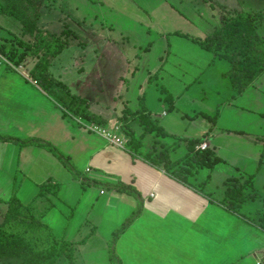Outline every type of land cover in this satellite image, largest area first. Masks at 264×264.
<instances>
[{"label":"crops","instance_id":"0c3cea01","mask_svg":"<svg viewBox=\"0 0 264 264\" xmlns=\"http://www.w3.org/2000/svg\"><path fill=\"white\" fill-rule=\"evenodd\" d=\"M42 8L36 10L33 16L27 14L34 22L35 28L49 31L47 27H44L45 23L49 22L46 19L50 15L49 10L43 11ZM56 20L58 22V19ZM24 29L18 16L7 9L0 8V45L13 44L14 41L9 40L13 35L29 38ZM58 56L52 61L50 68L54 66ZM215 59L229 74L231 69L229 62L217 57H214L212 61ZM3 62L5 66L0 65V135L17 140L34 139L49 143L66 155L73 166L83 172L88 180L121 182L135 192V194H126L112 189L107 190L106 195V190L101 188L94 194L91 188L92 183H83L75 179L70 171L45 148L36 144L22 146L10 141H0V176L8 179V184L12 176L29 180L31 184H34L33 190L37 191L35 199L43 200V207L49 200L59 201L69 207L71 206L68 202L74 203L65 217L63 215L66 214L65 212L55 213L57 205L51 201L48 206L50 208L43 213L42 218L38 217L39 222L52 231L55 239L67 243L68 257L63 255V258L69 259V262L65 259L68 264H74V247H77L79 242L85 244L84 242L90 239V236H86L89 233L84 231L85 236L79 233L83 224L86 227L90 223L89 217L94 214L92 213L94 206L99 209L98 217L105 214V221L110 219V223L114 224L112 225L114 229L108 231L110 235L106 234L100 240V250L102 248L104 254L102 252L94 258V260H100L95 264H115L105 254L106 251L109 254L110 251L114 253L117 264H264V229L258 224L264 212V192L258 194L253 190L248 191L257 176L256 173L264 169V137L250 133L242 127L250 122H241L253 120V117L255 119L256 109L252 106L255 102L258 105L263 102L261 97L264 95V70L241 92L219 103L212 125L207 126L205 132L203 127L200 133H195L199 136L187 134L186 130L180 129L179 121L171 117L167 118L166 111L159 105L160 98L156 97V104H151L146 111L152 119L157 121L158 127L163 129L165 135L157 136L155 132L144 133L143 126L135 119L128 125L140 146L133 149L127 145L125 149H121L110 144L102 136L87 131L74 121L73 118L77 117L69 115L56 104L35 83L29 71L24 70V66L22 70L21 66L15 68L7 64L8 61L5 58ZM58 77L57 73L55 78L67 85ZM67 87L70 88L68 85ZM165 92L168 93L167 86ZM169 92L166 99L172 101L173 106L178 105V95L170 90ZM171 94H175L173 96L175 100L169 96ZM75 95L88 102L82 95ZM125 108H127L126 105L115 115L116 120ZM95 114L102 116L99 113ZM105 125L108 126L107 120ZM152 133L156 138L155 143H147L145 147V138ZM169 138L173 139L171 143L166 141ZM199 138L200 144L204 143L206 149L212 152L214 150L215 153L218 150L215 144L218 145L219 140L225 141L227 138L233 140L235 146L245 144L262 151L260 153L255 150L244 157L243 154L238 155L235 150H232L231 152L240 158L244 157L247 164H250V168L245 167L235 176L225 175L216 183L212 182V178L210 180L208 175L206 180L197 181L198 184L192 183L199 168L194 170L193 175L187 177L186 182H181L173 174L152 165L144 158V155L151 151L148 146L153 144L159 147L157 150L168 147L173 158L177 159L174 156L176 146L184 148L183 154L180 155L184 156L187 151L185 141ZM200 144L196 145L195 149ZM230 178L244 181V191L248 195L236 210L227 209L225 203L224 182ZM210 181L216 184L211 187L217 188L207 192L204 188ZM15 182L16 179L13 180V183ZM11 187L7 195L0 193L2 206H6L9 202L7 200L12 195H8ZM52 187L55 190L53 194L44 192ZM211 191H218L220 194H212ZM255 197L263 202L262 210L250 206L248 201ZM19 202L21 203V197ZM242 209H244L243 213H241ZM46 215H49V218L45 221ZM56 215L59 219L62 215L67 220L62 228L60 225L66 220L58 219L56 224L54 222ZM82 216L83 219H81ZM103 218L100 219L103 220ZM129 218L131 220L125 229L116 234L120 226ZM68 220L75 222L71 228ZM245 225L248 227L247 231L243 230ZM55 230L62 232L58 235ZM206 239L211 240L208 245Z\"/></svg>","mask_w":264,"mask_h":264},{"label":"rangeland","instance_id":"374dc122","mask_svg":"<svg viewBox=\"0 0 264 264\" xmlns=\"http://www.w3.org/2000/svg\"><path fill=\"white\" fill-rule=\"evenodd\" d=\"M39 8L43 11L49 10L50 15L46 17L49 22L44 25L49 29L48 32L58 34L65 42L67 41L54 66L49 67L50 74L55 77L58 73L70 87L71 92L85 97L89 110L101 114L107 120L108 126L104 124L102 127L108 130L115 125L120 127L115 115L125 105L132 110L138 107L149 110L151 104H156L155 98L159 97V105L166 111L167 118L179 121L181 130H186L187 134H193L192 136L200 133L203 127L205 132L207 126H211L215 119L219 103L243 89L236 91L227 70L218 64L217 59L212 61L214 59L212 54L201 49L195 41L203 39L213 29L218 28L221 24V15L237 12H248L255 16L258 32L264 38V0H30L24 7L30 16ZM66 27L68 29H65ZM58 30L63 32H57ZM9 40L14 41L13 44L16 45V52L13 55L16 60L25 45L28 46L32 42L30 37L20 38L15 35ZM35 62L36 60L27 59L26 63L21 62L19 66L22 70L24 66V70L30 71ZM4 64L5 62L0 65ZM7 64L13 65L9 62ZM166 86L168 93L165 92ZM169 90L178 95V105L173 106L172 101L166 99V95L170 94ZM261 98L263 102L258 101L260 105L255 102L252 106L256 109L255 119L253 117V120L241 122H250L242 127L250 133L264 137V114H261L264 112V95ZM119 132L120 135H125L121 127ZM154 137L153 133L147 135L145 147L147 143L156 140ZM166 141L171 143L173 139L169 138ZM217 144L216 153L211 148L216 158L212 169L199 168L192 183L198 184L197 181L206 180V175L215 183L222 180L225 175L235 176L245 167L250 168V164H247L244 158L246 155L255 150L260 153L262 151L245 144L235 146L234 141L228 138L225 141L219 140ZM152 146H148L149 150H152ZM154 148L153 150H156L159 147L156 145ZM232 150L238 155L243 154L244 157L240 158L231 152ZM183 152L182 146H176L174 156L181 158ZM185 157L184 155L182 160L187 159ZM185 164L188 165V161ZM75 168L85 176L77 167ZM256 175L248 191L263 194L264 169ZM72 176L76 179L73 174ZM13 178L16 179L15 183ZM212 182L206 183L205 191L217 188L211 187L216 185ZM10 187L8 194H12L10 199L20 201L21 197V204L26 206L23 215L33 217L36 223L39 222L38 217L42 218L43 213L50 208L48 206L51 201L57 205L55 213L65 212L66 214H63L65 217L74 206V203L70 204L71 202H68L71 206L69 207L59 201L49 200L43 207V200L35 199L37 191L33 190L34 184L29 180L12 176L8 184V179L0 176V193L7 195ZM91 188L96 194L102 187L92 184ZM103 190H106L107 195L108 189ZM54 191L52 187L44 192L53 194ZM248 202L251 207L262 210L263 202L258 197ZM5 209L6 206L0 204V225ZM98 210V207L94 206L92 211L94 214L89 217L90 223L86 227L84 224L81 226L79 234L85 236V231L89 233L86 236H90V239L87 238L85 244L79 242L77 247H74V264L99 263L100 260L94 258L102 252L104 254V250L102 248L100 250V240L102 236L110 235L114 224L110 223V219L105 221V214L98 217L100 214ZM243 212L244 209L241 213ZM64 216L61 215L59 219L56 215L54 222L58 224V219L66 220ZM101 217H104L103 220ZM48 218L49 215H46L44 220ZM68 221L71 228L75 222ZM66 222L67 220L63 221L60 227L62 228ZM247 228L245 225L243 230L247 231ZM61 232L55 230L58 235ZM206 240L208 245L211 240ZM105 254L109 256V252L106 251ZM65 259L69 262L68 258ZM65 259L61 255L54 264H68ZM7 262L19 263L18 260H1L0 264Z\"/></svg>","mask_w":264,"mask_h":264},{"label":"trees","instance_id":"16d2710c","mask_svg":"<svg viewBox=\"0 0 264 264\" xmlns=\"http://www.w3.org/2000/svg\"><path fill=\"white\" fill-rule=\"evenodd\" d=\"M0 1V8L2 10L7 9L18 16L25 28L23 31L32 40L28 46L25 45L23 52L18 54L17 60L13 57L16 52V46L13 44L0 45V55L10 64H13L11 65L13 67L19 66L21 62L24 63L27 59L36 60L29 71L30 76L56 104L60 105L66 113L72 114L73 117L79 118L82 122L103 126L106 120L91 112L83 98L72 93L67 85L49 72L52 61L64 50L67 41L65 42L58 34L43 32L34 27V22L28 16L27 10L24 9L30 0ZM221 17V25L203 39L196 40L195 43L214 57L226 59L229 62L231 67L229 79L236 91L239 92L264 70V39L257 30L258 22L252 14L237 12L235 14H223ZM135 119L143 126L144 133L155 132L156 135H165L163 129L158 127L157 121L152 119L146 108L138 107L135 111L125 108L121 116L117 118V122L126 134V145L130 148L137 149L140 146L138 139L128 125ZM0 141H10L22 146L39 145L57 158L81 182L98 184L102 188L113 189L120 193L135 194L132 188L121 182L109 183L88 180L77 171L66 155L49 143L34 139L17 140L3 135H0ZM200 142V138L185 141L187 150L185 154L187 159L185 160H182L184 156L174 159L168 147L151 150L144 155V158L152 165L173 174L179 181L186 182L187 177L193 175L194 170L201 167L212 168L216 161L211 150L195 149V146ZM187 161L188 165L185 164ZM224 185L226 186V208L236 210L248 196L244 191L245 182L230 178L224 182ZM23 210H26V206H23L18 200L12 198L7 202L0 225V261L18 260V264H54L61 255L68 257L67 243L55 239L48 227L40 222L36 223L33 217L23 215ZM131 218L120 226L116 234L125 229ZM258 224L264 229V212H262ZM40 233L44 234L41 235ZM109 257L117 264L112 251H110ZM6 264L11 263L7 262Z\"/></svg>","mask_w":264,"mask_h":264},{"label":"built area","instance_id":"2783aa9c","mask_svg":"<svg viewBox=\"0 0 264 264\" xmlns=\"http://www.w3.org/2000/svg\"><path fill=\"white\" fill-rule=\"evenodd\" d=\"M1 59L3 61V58L0 56V60ZM73 119L82 127H84L87 131L96 133L102 136L103 138H105L106 141H108L113 146H116L121 149H125V147L127 146L126 145L127 139L124 136L120 135L119 126L115 125L114 127L108 130L97 124L82 122L79 118H73ZM196 149L204 150L206 149V145L204 143H201L198 147H196Z\"/></svg>","mask_w":264,"mask_h":264}]
</instances>
